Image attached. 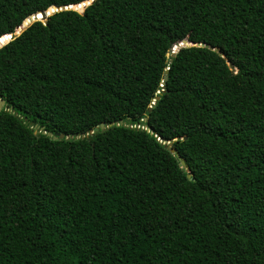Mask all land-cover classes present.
Here are the masks:
<instances>
[{
	"label": "trees",
	"instance_id": "16d2710c",
	"mask_svg": "<svg viewBox=\"0 0 264 264\" xmlns=\"http://www.w3.org/2000/svg\"><path fill=\"white\" fill-rule=\"evenodd\" d=\"M86 1L0 0V264H264V0H93L14 34Z\"/></svg>",
	"mask_w": 264,
	"mask_h": 264
},
{
	"label": "water",
	"instance_id": "95a60500",
	"mask_svg": "<svg viewBox=\"0 0 264 264\" xmlns=\"http://www.w3.org/2000/svg\"><path fill=\"white\" fill-rule=\"evenodd\" d=\"M93 2V0H88L86 2H83L81 4H78V5H72V6H69V7H56V6H53L49 9H47V11H42V12H39L38 14H35V15H32V16H29L27 20H25L21 25L20 27L17 29V31L14 33L15 35H19L21 32H23L31 23L35 22V21H41V22H45L47 20V18L53 14L54 12H59V11H62V10H73V11H77L79 13H83L84 9L86 6L90 5L91 3ZM11 37L8 36V39L7 40H3V41H0V47H2L3 45H5L9 39ZM191 46H194V47H205V48H209L211 50H213L212 47H208L207 44H202V43H196V44H193V43H190L188 42L186 39L185 40H182L180 43H176L174 45V48H173V51L172 53L174 54L176 51H178L179 49L183 48V47H191ZM228 66L230 68L231 71H235V68L234 66L231 64V63H228ZM155 100H158V97L155 98ZM5 105V102L4 100H1L0 99V109ZM153 107V105L150 107L149 111L151 110V108ZM108 126H111V125H108ZM105 124H100L99 127H96L94 128L93 132L94 133H98L99 131L101 130H104L105 129ZM42 132V131H41ZM43 134H46L48 137H52L53 140H57L58 138L62 139L63 138V135H58V134H55L52 136L51 133H45V132H42ZM85 135L82 134L81 135V138H84ZM170 152L171 154H175V149L174 148H171L170 149ZM176 158L180 161V165L182 168L185 167V163L183 160H181L180 156L178 154H176ZM187 178H190V180H193V178H191V173L188 172L187 173Z\"/></svg>",
	"mask_w": 264,
	"mask_h": 264
}]
</instances>
